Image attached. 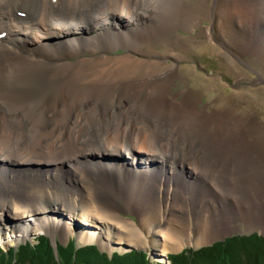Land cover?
Masks as SVG:
<instances>
[{"label":"bare ground","instance_id":"bare-ground-1","mask_svg":"<svg viewBox=\"0 0 264 264\" xmlns=\"http://www.w3.org/2000/svg\"><path fill=\"white\" fill-rule=\"evenodd\" d=\"M203 22L263 54L264 0H0V238L76 234L161 261L224 225L261 228L257 123L173 90L196 46L174 33Z\"/></svg>","mask_w":264,"mask_h":264},{"label":"rangeland","instance_id":"rangeland-1","mask_svg":"<svg viewBox=\"0 0 264 264\" xmlns=\"http://www.w3.org/2000/svg\"><path fill=\"white\" fill-rule=\"evenodd\" d=\"M187 1L191 3L194 2V0ZM204 25L206 26L208 23H201L199 28L191 34L184 33L180 30L174 33L176 37L181 39L180 43H182V47H184L186 37L192 39L196 43V46L190 47L185 56L186 58L183 57L182 60L177 61V75L184 85L176 87L173 90L178 91L182 88V90L189 91V93L197 99L198 107H205L209 112L215 113L223 108L232 106L235 111H233V117L237 118L243 116L244 118L254 120L258 125L259 134L264 135V104L261 101L264 99V52L263 54L260 53L256 46L249 47V50L247 48L248 51L236 52L228 47L222 39L215 41L207 40L197 33ZM55 33L58 32L55 31ZM163 46L164 44L159 45L158 50H161ZM174 47H176L175 44ZM175 49L178 50V47ZM179 51H181V49ZM231 51H233V55L229 56L228 53ZM119 52L120 51L116 52V54ZM180 80H178L176 84H178ZM248 97L254 99H246ZM216 100H218V102ZM226 101H229V103ZM261 197L262 196L259 198ZM231 205L233 206L235 204L232 202ZM135 215L136 213L134 216L127 214L126 217L137 222ZM220 232L218 236L205 244L186 245L178 252L168 253L161 261L158 260L149 249L129 247L124 250L119 247H113V249L108 250L99 243L78 242L76 234H71L67 239L60 238L59 235H57L56 238L53 239L49 234L41 230H37L34 234L24 239L21 237L16 238L15 235L7 233L4 237L0 238V250L6 252L9 249L19 248L26 242H30L34 245L37 238L46 236L55 250L57 244L65 246L68 245L70 241H73L76 248L94 245L101 252L108 253L109 255L115 252L124 253L136 250L144 252L152 263L170 264L168 260L169 255H176L188 250L195 251L229 237L250 236L252 234L264 237V223L261 228L257 226L254 229H247L242 223L237 222L236 230L231 231L224 225Z\"/></svg>","mask_w":264,"mask_h":264},{"label":"trees","instance_id":"trees-1","mask_svg":"<svg viewBox=\"0 0 264 264\" xmlns=\"http://www.w3.org/2000/svg\"><path fill=\"white\" fill-rule=\"evenodd\" d=\"M170 264H264V237L233 236L198 250L169 255ZM0 264H158L149 261L141 251L101 252L94 245L76 248L57 244L56 250L46 236L33 245L26 242L19 248L0 250Z\"/></svg>","mask_w":264,"mask_h":264},{"label":"water","instance_id":"water-1","mask_svg":"<svg viewBox=\"0 0 264 264\" xmlns=\"http://www.w3.org/2000/svg\"><path fill=\"white\" fill-rule=\"evenodd\" d=\"M55 249V248H54Z\"/></svg>","mask_w":264,"mask_h":264}]
</instances>
